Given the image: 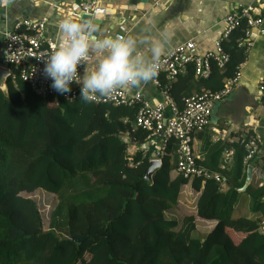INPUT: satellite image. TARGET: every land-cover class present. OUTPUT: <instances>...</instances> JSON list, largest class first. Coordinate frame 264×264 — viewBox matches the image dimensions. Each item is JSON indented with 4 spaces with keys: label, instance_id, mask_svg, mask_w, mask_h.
Segmentation results:
<instances>
[{
    "label": "trees",
    "instance_id": "obj_1",
    "mask_svg": "<svg viewBox=\"0 0 264 264\" xmlns=\"http://www.w3.org/2000/svg\"><path fill=\"white\" fill-rule=\"evenodd\" d=\"M247 31L243 20L222 43L229 61L213 64L208 78H196L194 64L176 80L161 78L176 106L182 110L186 98L205 90L222 91L247 59L240 44ZM10 69L7 92L0 90V264H264V181L237 191L248 165L264 171L260 153L245 162L252 133L211 147L201 166L221 182L174 176L175 140L146 180L157 150L150 132L136 125L138 106L43 98L19 68ZM229 147L232 163L222 169ZM189 184L199 193L196 217L181 226L167 212ZM40 189L58 199L48 230L38 204L23 195ZM243 194L251 217L235 214ZM196 219L216 225L202 234Z\"/></svg>",
    "mask_w": 264,
    "mask_h": 264
},
{
    "label": "crops",
    "instance_id": "obj_2",
    "mask_svg": "<svg viewBox=\"0 0 264 264\" xmlns=\"http://www.w3.org/2000/svg\"><path fill=\"white\" fill-rule=\"evenodd\" d=\"M89 1H97L107 8V14L96 20L101 35H132L140 39L148 31L155 37L166 30L171 35V52H166L162 57L170 55L176 47L190 41L196 44L194 55L204 56L213 52L225 32V18L243 7L251 6L253 15L263 20V24L251 28L249 40L252 45L245 63L240 67L241 78L233 92L215 104L211 124L202 133L193 136L191 145L201 165L209 157L214 144L224 141L233 145L248 133H252V138H255L253 140L264 150V106L259 92L264 73V0H0V60L6 57L5 36L13 32L18 23L44 22L47 39L57 47L58 22L65 18L80 17V5ZM141 50L148 54L147 46H143ZM84 69L85 67L81 75L84 74ZM126 90L130 94L142 93L153 104L164 102L161 90L150 82ZM166 113L169 116L170 113ZM154 140L160 141L158 138ZM154 140L151 141V146L158 152V145ZM233 154L234 150L230 147L223 152L220 164L222 169L231 165ZM254 169L255 183L263 182L264 171L260 167L254 166ZM198 196L199 193L190 184L184 186L178 209L190 216L195 215ZM191 202H195L193 207L190 206ZM240 206L249 208L248 201L241 203L240 200L237 208ZM178 209L172 210V213L180 214ZM245 212L246 210L244 214ZM172 213H167V216L174 217ZM246 215L251 217L249 212ZM195 224L200 233L206 234L213 230L216 222L196 219Z\"/></svg>",
    "mask_w": 264,
    "mask_h": 264
},
{
    "label": "built area",
    "instance_id": "obj_3",
    "mask_svg": "<svg viewBox=\"0 0 264 264\" xmlns=\"http://www.w3.org/2000/svg\"><path fill=\"white\" fill-rule=\"evenodd\" d=\"M253 8L243 7L239 12L231 13L225 18L226 29L216 44L213 52L204 56L193 54L196 44L193 41L179 45L174 51L165 57H161L160 67L157 76L150 81L156 86L164 96V102L156 104L147 100L142 93L130 94L125 89L116 90L111 96L98 98L93 103L111 104L115 107L138 106L136 119L137 127L149 131V138H162L159 152L163 155L171 140H175L178 145L177 174H182L185 178L193 180L195 178L215 179L221 182L222 177L216 173H209L198 164L191 141L192 137L205 130L211 124L213 109L216 103L228 97L234 86L241 78V70L232 79L225 81V86L220 92L202 91L184 100V108L181 110L173 102L168 94V89L162 85L161 78L165 76L169 80H176L178 76L184 75L190 64L195 66L196 78H208L212 72L213 64L223 68L229 61V55L224 51L222 43L226 41L232 32L241 25V21L246 20L248 31L246 38L240 44L247 46L248 50L252 45L249 37L251 28L259 27L263 20L255 18ZM79 13L88 14L95 19L104 17L107 8L97 1L83 2L80 5ZM73 19H76L75 17ZM23 30V32H19ZM46 24L44 22L24 21L17 24L14 31L6 34L4 39L6 50V64L20 69V78L28 84L34 92L43 98H62L67 101L78 100L81 93V85L73 82L71 91L61 94L51 87L52 81L43 74L44 57L49 55L57 47L56 44L46 37ZM85 65L78 66V72ZM261 101L264 106V73L259 84ZM169 112L167 116L166 112ZM247 149L250 155L249 160L255 153H260L264 157V150L259 148L257 142L252 140ZM161 161V159H155Z\"/></svg>",
    "mask_w": 264,
    "mask_h": 264
},
{
    "label": "clouds",
    "instance_id": "obj_4",
    "mask_svg": "<svg viewBox=\"0 0 264 264\" xmlns=\"http://www.w3.org/2000/svg\"><path fill=\"white\" fill-rule=\"evenodd\" d=\"M122 26V25H121ZM95 17L65 18L58 22L57 48L44 57L43 74L61 94L81 85L85 103L111 96L118 89L136 88L158 74L161 57L171 52V35L162 30L143 38L132 35H101ZM147 46L148 54L142 51ZM85 65L80 75L78 66Z\"/></svg>",
    "mask_w": 264,
    "mask_h": 264
},
{
    "label": "rangeland",
    "instance_id": "obj_5",
    "mask_svg": "<svg viewBox=\"0 0 264 264\" xmlns=\"http://www.w3.org/2000/svg\"><path fill=\"white\" fill-rule=\"evenodd\" d=\"M249 51V50H248ZM5 60H6V57H5ZM5 60L3 61L2 65H0V67H3L5 69H7L9 72H10V76H11V69L10 67L12 66H9L6 64ZM208 128V127H207ZM206 130V129H205ZM204 131V130H203ZM202 131V132H203ZM196 135V134H195ZM160 139V141H157V140H154V139ZM193 138V137H192ZM148 139L149 141H152L154 140L153 142L155 144L158 145V152L156 151L155 154H153V158L151 159V161H154L155 159H161L162 157V154L159 152L160 150V147H161V144H162V138H159V137H153V138H149L148 136ZM132 145L135 146V142H132ZM167 148V147H166ZM177 153V152H176ZM167 154L166 153V149H165V153L163 155ZM151 163V162H150ZM198 164L201 166V164L199 163L198 161ZM249 166V165H248ZM225 168V167H224ZM223 168V169H224ZM174 176L177 175L176 171L173 173ZM256 173H254V177H255ZM259 181V180H258ZM253 182H255L253 180ZM252 182V183H253ZM258 183V182H257ZM261 184V182L259 183V185ZM182 191V190H181ZM24 196H28L30 199L34 200L38 206H39V209L41 211V214H42V217H43V223H44V227H45V230H48L51 226V214L53 213V211L55 210V208L57 207V204H58V199H57V196L55 194H52L50 192H47L45 190H36L35 192L33 193H24L23 194ZM242 199H241V203L243 202H247L249 199L248 197H246L245 194L242 195ZM193 201V200H192ZM195 204V202H191L190 203V206L193 207V205ZM248 204H249V201H248ZM179 206V205H178ZM195 208V207H194ZM178 209V207H177ZM174 210V209H173ZM244 210H246L245 214H244ZM178 211H181L180 209H178ZM173 211L170 210L168 211L167 213L170 214L172 213ZM176 212V211H174ZM248 208L244 207V206H240L238 207L236 210H235V214L238 216V215H242V216H245V217H249L246 215V213H248ZM196 215V213H195ZM195 215H192L190 216L188 213H181L179 214L178 212L176 213H172V216L176 217L177 220H179L181 223L180 225L182 226L183 222L185 220V218H188V217H196ZM170 218V215L168 216ZM86 261L87 263L90 262V256L87 254L86 255Z\"/></svg>",
    "mask_w": 264,
    "mask_h": 264
},
{
    "label": "water",
    "instance_id": "obj_6",
    "mask_svg": "<svg viewBox=\"0 0 264 264\" xmlns=\"http://www.w3.org/2000/svg\"><path fill=\"white\" fill-rule=\"evenodd\" d=\"M79 15L82 18L91 17L90 15L84 13H79ZM4 60H5V56L3 57L2 61L0 60V65H2V62ZM9 77H10V72L5 68L0 67V90H2L5 93L7 92V80ZM160 166H161V161L159 160L151 161L150 167L145 172V179L150 180V174L154 172L156 169H158ZM254 173H255L254 166L249 165L246 171V180L244 186L242 188L237 189L239 193L246 192V190L249 188V186L252 184L254 180Z\"/></svg>",
    "mask_w": 264,
    "mask_h": 264
}]
</instances>
